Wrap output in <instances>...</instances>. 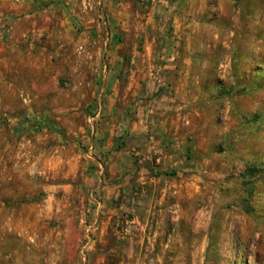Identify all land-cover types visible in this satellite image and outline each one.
I'll return each mask as SVG.
<instances>
[{
  "label": "rangeland",
  "instance_id": "rangeland-1",
  "mask_svg": "<svg viewBox=\"0 0 264 264\" xmlns=\"http://www.w3.org/2000/svg\"><path fill=\"white\" fill-rule=\"evenodd\" d=\"M0 264H264V0H0Z\"/></svg>",
  "mask_w": 264,
  "mask_h": 264
},
{
  "label": "crops",
  "instance_id": "crops-1",
  "mask_svg": "<svg viewBox=\"0 0 264 264\" xmlns=\"http://www.w3.org/2000/svg\"><path fill=\"white\" fill-rule=\"evenodd\" d=\"M171 25L174 27L172 33H164V35L161 34L160 39V43H163V47L161 48L162 53H164L166 56L168 53H170V44L174 43L175 47L181 46L184 49H188V47H190L192 38L190 30H187V27L189 29V25H185L184 29L182 30L180 29V24L176 20L172 21ZM172 49H174V46H172ZM160 57L163 58V55ZM190 63L192 62L190 61ZM165 67L171 68V66L162 65L160 66V69L165 71L164 69H167ZM169 82L170 81L168 79L162 77L159 80L158 85L170 87L171 83ZM154 103H156V105H153L152 108H149L146 114L148 117V113L152 112L154 120L149 122V127H145L143 129V146L145 149L148 148L149 150L152 148L163 152H172L183 149L186 150L189 146L186 145L187 142L176 141L172 128H169L167 124L169 120L174 117V114H172V98H163L162 96H159L154 100Z\"/></svg>",
  "mask_w": 264,
  "mask_h": 264
}]
</instances>
